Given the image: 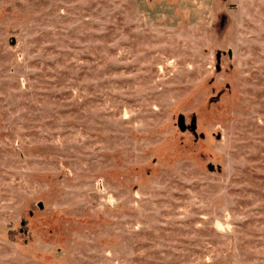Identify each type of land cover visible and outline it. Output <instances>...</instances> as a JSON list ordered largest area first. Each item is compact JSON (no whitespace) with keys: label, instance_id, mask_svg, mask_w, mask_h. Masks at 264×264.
<instances>
[{"label":"rangeland","instance_id":"374dc122","mask_svg":"<svg viewBox=\"0 0 264 264\" xmlns=\"http://www.w3.org/2000/svg\"><path fill=\"white\" fill-rule=\"evenodd\" d=\"M0 264H264V0H0Z\"/></svg>","mask_w":264,"mask_h":264},{"label":"water","instance_id":"95a60500","mask_svg":"<svg viewBox=\"0 0 264 264\" xmlns=\"http://www.w3.org/2000/svg\"><path fill=\"white\" fill-rule=\"evenodd\" d=\"M221 17V22H220V24H222V22H223V20H224V18H225V15H221L220 16ZM226 55H227V57L228 58H230L231 57V49L228 47V48H226ZM219 68V64H218V62H216L215 64H214V69L215 70H217ZM178 125H180V128L183 130L185 127L184 126H181L182 125V115H178ZM194 119L193 118H191L190 119V122H189V124H188V127L191 129V130H194ZM207 168L209 169V170H212L213 169V165H212V163H210V162H208L207 163ZM39 206H41V205H39Z\"/></svg>","mask_w":264,"mask_h":264}]
</instances>
